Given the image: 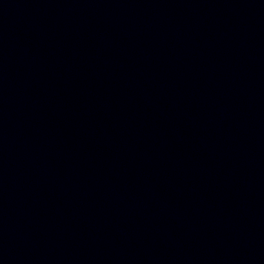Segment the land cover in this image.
<instances>
[{
	"label": "water",
	"instance_id": "1",
	"mask_svg": "<svg viewBox=\"0 0 264 264\" xmlns=\"http://www.w3.org/2000/svg\"><path fill=\"white\" fill-rule=\"evenodd\" d=\"M0 264H264V0H0Z\"/></svg>",
	"mask_w": 264,
	"mask_h": 264
}]
</instances>
